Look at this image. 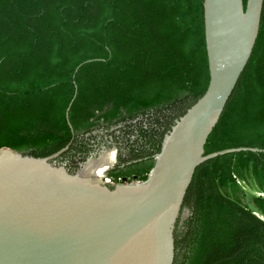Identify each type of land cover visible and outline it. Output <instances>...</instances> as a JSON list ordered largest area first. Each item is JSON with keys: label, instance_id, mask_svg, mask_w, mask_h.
I'll return each mask as SVG.
<instances>
[{"label": "trees", "instance_id": "trees-1", "mask_svg": "<svg viewBox=\"0 0 264 264\" xmlns=\"http://www.w3.org/2000/svg\"><path fill=\"white\" fill-rule=\"evenodd\" d=\"M209 81L204 0H0V150L70 144L61 156L84 160L97 145L88 134L106 128L120 149L107 175L144 180ZM239 146L264 148V8L205 152ZM248 177L261 194L245 195ZM184 207L174 264H264V152L201 163Z\"/></svg>", "mask_w": 264, "mask_h": 264}, {"label": "water", "instance_id": "water-1", "mask_svg": "<svg viewBox=\"0 0 264 264\" xmlns=\"http://www.w3.org/2000/svg\"><path fill=\"white\" fill-rule=\"evenodd\" d=\"M263 8L264 0H204L209 85L165 135L146 179L113 185L91 169L97 159L77 169L58 163L70 144L47 156L1 149L0 264H174L196 168L225 153L264 152H205L251 58Z\"/></svg>", "mask_w": 264, "mask_h": 264}, {"label": "rangeland", "instance_id": "rangeland-1", "mask_svg": "<svg viewBox=\"0 0 264 264\" xmlns=\"http://www.w3.org/2000/svg\"><path fill=\"white\" fill-rule=\"evenodd\" d=\"M94 134H96L97 137L93 138V140L98 145V143L100 144L105 140L106 128H98L97 131L93 132L92 134H88V137ZM108 140L112 142L110 139ZM102 145H103L102 148L98 150L97 153H91L89 157L84 161V162H88V160H92V159L102 160L101 161L102 164L100 163L101 166L97 172V177L106 175V173L103 174L106 170L108 171L112 169L115 165H117L116 162L120 151L119 147L115 144L107 146L106 143H102ZM241 184L243 186L245 195L247 197H249L252 194H261V190L258 188L255 180L252 177H248L245 180V182L242 181Z\"/></svg>", "mask_w": 264, "mask_h": 264}, {"label": "flooded vegetation", "instance_id": "flooded-vegetation-1", "mask_svg": "<svg viewBox=\"0 0 264 264\" xmlns=\"http://www.w3.org/2000/svg\"><path fill=\"white\" fill-rule=\"evenodd\" d=\"M98 129H96V130H94L93 132H95V131H97ZM92 132V133H93ZM102 143H106V145L108 146V145H113V143L112 142H110L109 140H107V139H105L103 142H101L100 144H98V145H95L94 146V148H95V151H93L92 153H97V151L98 150H100L101 148H102ZM120 150V149H119ZM119 153H120V151H119ZM88 158V157H87ZM86 158V159H87ZM57 161H58V163H60V162H65L66 164H68L69 166H70V168L71 169H77V168H79L80 166H81V164L85 161V159L83 160V158H82V155H79V154H73V155H64V156H59L58 158H57ZM119 156H118V158H117V162H116V164H118L119 163ZM116 166V165H115ZM114 166V167H115ZM113 167V168H114ZM107 174V173H106ZM123 179L124 178H128V180L130 179V180H140V179H137V177L136 176H134V178H129L128 176H123L122 177Z\"/></svg>", "mask_w": 264, "mask_h": 264}, {"label": "built area", "instance_id": "built-area-1", "mask_svg": "<svg viewBox=\"0 0 264 264\" xmlns=\"http://www.w3.org/2000/svg\"><path fill=\"white\" fill-rule=\"evenodd\" d=\"M103 179L108 183V184H117L123 181L122 177L119 178H113L108 176L107 174L103 176ZM130 180V179H129Z\"/></svg>", "mask_w": 264, "mask_h": 264}, {"label": "bare ground", "instance_id": "bare-ground-1", "mask_svg": "<svg viewBox=\"0 0 264 264\" xmlns=\"http://www.w3.org/2000/svg\"><path fill=\"white\" fill-rule=\"evenodd\" d=\"M101 161H102V160H93V161H91V163H92V164H91V165H92V168H91V169L94 171V173H95L96 176H97V172H98V170H99V168H100V166H101V164H102ZM100 163H101V164H100ZM102 173H103V171H102ZM102 173H101V174H102ZM101 174H100V175H101ZM103 174H105V172H104ZM101 177H102V176H101Z\"/></svg>", "mask_w": 264, "mask_h": 264}]
</instances>
